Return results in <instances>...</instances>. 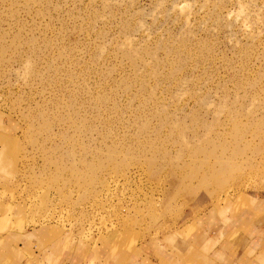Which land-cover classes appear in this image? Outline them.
Instances as JSON below:
<instances>
[{
    "label": "rangeland",
    "instance_id": "1",
    "mask_svg": "<svg viewBox=\"0 0 264 264\" xmlns=\"http://www.w3.org/2000/svg\"><path fill=\"white\" fill-rule=\"evenodd\" d=\"M259 221L264 0H0L3 234L131 264L239 253Z\"/></svg>",
    "mask_w": 264,
    "mask_h": 264
},
{
    "label": "crops",
    "instance_id": "2",
    "mask_svg": "<svg viewBox=\"0 0 264 264\" xmlns=\"http://www.w3.org/2000/svg\"><path fill=\"white\" fill-rule=\"evenodd\" d=\"M258 225V235L257 232H252V238L249 237L247 246L239 253H233L229 248L223 251L219 246L213 250L202 248L200 239L195 236L193 239H179L172 247L170 244H163L157 252L146 245L140 261L133 255L130 256V261L131 264H264V222L259 221ZM104 241L93 251L87 247L78 248L76 244L64 248L61 235L55 234L50 228L25 229L24 232L17 230L9 236L0 231V264L124 263L123 252L110 247L115 242L110 237H105Z\"/></svg>",
    "mask_w": 264,
    "mask_h": 264
}]
</instances>
